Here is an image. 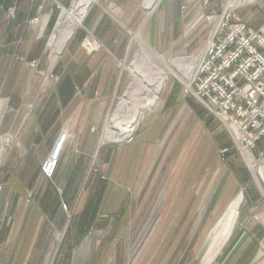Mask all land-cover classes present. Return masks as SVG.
Here are the masks:
<instances>
[{"label": "rangeland", "instance_id": "obj_1", "mask_svg": "<svg viewBox=\"0 0 264 264\" xmlns=\"http://www.w3.org/2000/svg\"><path fill=\"white\" fill-rule=\"evenodd\" d=\"M73 1L55 7L54 20L44 31V55L34 64L43 95L53 97L63 68L81 59L80 52L108 54L106 71L93 92L99 103L108 101L99 114H92L101 119L93 163L99 159L96 144L101 151L122 144L101 142V137L131 86L133 70L140 72L149 62L142 57L141 68L133 67L138 50L146 48L155 59L159 55L167 61L205 52L224 11L264 28V0H195L199 6L190 10V0H177V17L174 0H161L154 10L145 9L144 0H93L61 49L65 27H58L59 19ZM9 13L0 14V28L11 20L14 8ZM100 13L104 24L94 30L90 19ZM139 32V40H133ZM89 37L95 47L85 45ZM4 43L0 40V48ZM173 73L167 71L156 105L141 115L133 137L123 142L141 148L139 179L126 185L128 194L115 212L83 209L90 192L79 168L70 201L64 193L58 202L24 195L16 169L6 165L7 152L0 148V264H264V138L256 149L245 148L256 160L257 166L251 167L235 133L192 91L194 80L187 89L188 78ZM40 153L38 147L29 166ZM250 228L256 232L248 234ZM217 235L224 237L214 252L208 247Z\"/></svg>", "mask_w": 264, "mask_h": 264}, {"label": "crops", "instance_id": "obj_2", "mask_svg": "<svg viewBox=\"0 0 264 264\" xmlns=\"http://www.w3.org/2000/svg\"><path fill=\"white\" fill-rule=\"evenodd\" d=\"M67 1L0 0V14L9 16V11L14 8L11 20L6 27L0 28V40L5 42L0 48V148L7 152L6 165L16 169L14 173L20 178L16 183L25 190L24 195H34V200L42 201L46 197L58 202L64 193L70 201V186L79 168L84 185L88 184L87 193L90 192L83 201V209L92 210L94 214H109L110 210L115 212L123 205L130 188L126 185L139 179L141 148L122 143L115 149L107 147L101 151L96 144L99 159L94 163L91 160L96 128L101 121L100 115L92 114H99L108 103L107 100L99 103L93 92L97 93V79L101 80L103 71H106L108 54L99 50L94 54L80 52L77 56L81 59L63 68L53 88V94L57 95L53 97L43 95L45 88L40 70L34 64L44 55V31L54 20L55 7L66 5ZM178 5L180 3L174 0L175 17ZM197 6L195 0L186 5L189 10ZM36 16L40 22L31 20ZM182 18L186 19V16ZM94 19H90L94 30L104 24L102 13ZM0 23L1 27L3 22L0 20ZM247 24L252 29H259ZM38 82L41 86H37ZM38 147L41 153L31 167V155ZM81 147L84 154L79 152ZM48 156L58 158L56 172L51 178L43 175L41 169ZM79 158H83V165H80ZM30 167L32 170L28 172ZM252 232L256 231L251 228L247 231L248 234Z\"/></svg>", "mask_w": 264, "mask_h": 264}, {"label": "built area", "instance_id": "obj_3", "mask_svg": "<svg viewBox=\"0 0 264 264\" xmlns=\"http://www.w3.org/2000/svg\"><path fill=\"white\" fill-rule=\"evenodd\" d=\"M219 19L192 91L225 124L239 128L240 143L249 149L264 137V28L252 29L229 11ZM57 165L58 158L48 156L43 175L53 177Z\"/></svg>", "mask_w": 264, "mask_h": 264}, {"label": "bare ground", "instance_id": "obj_4", "mask_svg": "<svg viewBox=\"0 0 264 264\" xmlns=\"http://www.w3.org/2000/svg\"><path fill=\"white\" fill-rule=\"evenodd\" d=\"M92 2L93 0H75L71 9H65L62 12L60 17V27H65V29L62 34V43L60 46L61 49L66 46L76 26L83 22L85 15ZM159 3L160 0H144L143 4L141 5L145 9L154 10L159 5ZM219 24L220 23H218V25ZM216 29L212 32L210 39L214 37ZM139 36L140 32L136 33L135 37L133 36V40L138 39ZM85 45L90 48L95 47L97 44L95 45L93 38L89 37L86 40ZM137 53V57L134 56L135 58L133 59L136 63V65L133 66L134 68H141V63L138 62H140L142 57H147L149 62L146 64V66H143L141 68L142 71L137 72V70H133L136 73L133 75V78H131V86L128 85L130 86V88L127 91L125 89L126 92L123 95L124 98L121 97L122 99L120 100L119 104H117V107L114 110L113 117L110 116V124L107 125L108 127H105L107 129H105L101 137V142L123 143L127 142L133 137V130L136 124L138 123L141 115L156 105L159 99L160 91L162 90L164 81L167 77V71L170 70L176 75H178V72H181L182 75L188 78L189 82L187 83V89H190L191 82L196 77L199 63L202 57L204 56L205 52L200 51V54H195L193 56H183L175 58L172 57L169 61H167L164 57H159V55L158 58L155 59V54L146 48H141V51L138 50ZM189 65L191 66L187 67ZM128 91L130 92V94H132L131 97L127 95V93H129ZM228 127L233 133H235V135L237 136V140L240 143L241 134L239 128L230 124H228ZM231 127L235 128V130H233ZM241 148L244 149V152L247 155V159L249 160L251 167L257 166L256 160L250 153V150H245L244 147ZM260 175L263 179L264 176L262 171H260ZM216 228L217 226L212 230V235L210 238L213 237ZM223 237L224 235H217L208 248H213L212 250L214 251V249L220 244V241L223 239Z\"/></svg>", "mask_w": 264, "mask_h": 264}]
</instances>
